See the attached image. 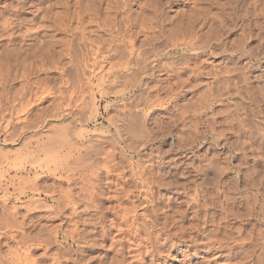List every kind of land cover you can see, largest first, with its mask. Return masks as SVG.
<instances>
[{
    "label": "rangeland",
    "instance_id": "obj_1",
    "mask_svg": "<svg viewBox=\"0 0 264 264\" xmlns=\"http://www.w3.org/2000/svg\"><path fill=\"white\" fill-rule=\"evenodd\" d=\"M164 2L0 0V260L20 257L27 264H99L104 254L105 260L111 259L109 244L116 230L104 239L102 228L92 225L97 217L96 199L101 208H109L118 202L111 196L119 193L125 201L122 204L132 206L135 201L141 210L132 173L137 172L138 162H143L148 164L146 177L164 178L174 184L171 191L181 192L173 195L171 206L187 210L186 224L197 228L190 230L193 235L218 230L221 236L229 235L228 241L242 240L245 245L240 257L244 254L250 258L246 264H255L254 256H259L260 243L264 244V0H257V13L252 12V6L249 10L236 6L235 0ZM5 19L9 24L3 25ZM186 24L192 26L185 28ZM150 36L157 48L166 46L167 50L157 59V75L147 78L150 88L143 86L123 97L122 92L129 90L125 79L114 83L112 75V82L108 76L103 83L98 81L109 63L101 58L92 65L93 49L99 46L103 54H109L114 40L119 52L112 51L104 61H121L131 40L136 38L141 44ZM178 38L182 46L174 45ZM187 39L189 45L184 43ZM153 100L154 106L147 103ZM128 115L129 121L125 119ZM131 125L144 130L135 132ZM59 137L66 142L69 139L77 149L68 156V144L60 148L56 143ZM211 160L221 164L222 173L214 171L211 183L205 185L198 166ZM67 167L73 169L66 171ZM85 179L93 185L87 186ZM113 184H119L117 189ZM87 188L97 192L94 202L86 198L90 193ZM113 189L117 193H112ZM157 189L154 187L156 195L166 193L157 204L164 208L169 192ZM21 190L25 194L17 200ZM184 191L187 197H195L193 205L187 203L191 200ZM7 194L11 200L4 201ZM69 194L77 201L70 204ZM73 206L78 210L76 223L69 219ZM7 208L23 223L16 239L1 223L6 222L3 214ZM27 255L30 260L24 259ZM132 255L129 259L136 264L150 262L148 253L143 260Z\"/></svg>",
    "mask_w": 264,
    "mask_h": 264
},
{
    "label": "bare ground",
    "instance_id": "obj_2",
    "mask_svg": "<svg viewBox=\"0 0 264 264\" xmlns=\"http://www.w3.org/2000/svg\"><path fill=\"white\" fill-rule=\"evenodd\" d=\"M149 1V0H148ZM166 2L164 3H167L169 4V0H165ZM237 3L236 6H240V7H244L246 10H249L250 8L254 7L253 10L256 8V3H257V0H235ZM155 2V1H153ZM196 2V1H194ZM205 2V1H204ZM216 0H211V4L212 3H215ZM125 3V2H124ZM150 3V2H149ZM161 3V2H160ZM260 3V2H259ZM67 4V3H66ZM95 4V3H94ZM93 4V5H94ZM144 4V3H143ZM219 4V3H217ZM221 4V3H220ZM232 4V3H231ZM258 4V3H257ZM25 5V4H24ZM156 5V4H155ZM259 5V4H258ZM12 6V5H11ZM31 6V5H30ZM57 6V5H56ZM252 6V7H251ZM106 7V6H105ZM150 7V6H149ZM260 7V6H259ZM63 8V7H62ZM90 8V7H89ZM195 8V7H194ZM204 8V7H203ZM36 9V8H35ZM161 9V8H160ZM238 9V8H236ZM260 9V8H259ZM57 10V9H56ZM69 10V9H68ZM67 10V11H68ZM93 10V9H92ZM159 10V8H158ZM178 10V9H177ZM234 10V9H233ZM239 10V9H238ZM252 10V12H255L257 13V10L255 9L254 11ZM261 10V9H260ZM235 11V10H234ZM237 11V10H236ZM240 11V10H239ZM158 12V11H157ZM160 12V11H159ZM262 12V11H261ZM40 13V12H39ZM57 13V12H56ZM147 13V12H146ZM201 13V12H200ZM255 13V14H256ZM244 14V13H243ZM242 14V15H243ZM260 14V13H258ZM258 14H256L255 16H257ZM264 14V13H263ZM203 15V14H202ZM207 15V14H206ZM209 15V14H208ZM215 15V14H214ZM254 15V14H253ZM73 16V15H72ZM168 16V15H167ZM245 16V15H244ZM248 16V15H247ZM250 16V15H249ZM59 17V15H58ZM207 17V16H206ZM214 17V16H213ZM243 17V16H242ZM79 18V17H78ZM112 18V17H111ZM143 18V17H142ZM146 18V17H145ZM244 18V17H243ZM250 18V17H249ZM60 19V18H59ZM85 19V18H84ZM109 19V18H108ZM176 19V18H175ZM193 19V18H191ZM190 19V20H191ZM248 19V18H247ZM253 20H255V18H252ZM257 19V18H256ZM6 20V19H5ZM4 20V24H9V22H7V20L5 21ZM19 20V19H18ZM61 20V19H60ZM196 20V19H195ZM208 20V19H207ZM245 20V19H244ZM258 20V19H257ZM256 20V21H257ZM43 21V20H42ZM62 21V20H61ZM164 21V20H163ZM179 21V20H178ZM182 21V20H181ZM216 21V20H215ZM59 22V21H58ZM92 22V21H91ZM254 22V21H253ZM252 22V23H253ZM18 23V22H17ZM185 24V23H184ZM256 24V22H255ZM260 23H258L257 25H259ZM35 25V24H34ZM59 25V24H58ZM110 25V24H109ZM130 25V24H129ZM144 25V24H143ZM153 25V24H152ZM183 25V24H182ZM181 25V26H182ZM188 25V24H186ZM66 26V25H65ZM189 26H192V25H188L187 27L185 26V28H188ZM9 27V26H8ZM56 27V26H55ZM193 27H194V24H193ZM199 27V26H198ZM230 27V26H229ZM105 28V27H104ZM121 28V27H120ZM142 28V27H141ZM140 28V29H141ZM195 28V27H194ZM193 28V30H194ZM55 29V28H54ZM146 29V28H145ZM79 30V29H78ZM131 31L133 29H130ZM129 30V31H130ZM135 30V29H134ZM133 30V31H134ZM139 30V29H138ZM161 30V29H160ZM261 30V29H260ZM24 31V30H23ZM31 31V30H30ZM58 31V30H57ZM128 31V33L130 34V37H131V33ZM132 31V32H133ZM137 30H135L136 32ZM143 31H145L143 29ZM173 31V30H172ZM188 31V30H187ZM133 32V33H135ZM195 32V31H194ZM193 32V33H194ZM132 33V34H133ZM140 33H142V31H140ZM146 33V32H145ZM144 33V34H145ZM192 33V32H191ZM55 34V33H54ZM138 35V33H136ZM260 34V33H259ZM25 35V34H24ZM53 36V35H52ZM67 36V35H65ZM81 36V35H80ZM146 36L147 38L149 36L147 35H144ZM152 36V35H151ZM150 38L149 39H153L152 41H150L149 39H145L142 40V43L141 44H137L135 41L136 38L134 40H131L130 43H129V47L128 46H125L127 48H125L127 50V55L126 54H123L122 57H124L123 59L120 58L121 61H119V59L115 62H112V61H104L108 56L110 57L111 55V52H119V50L115 47L116 46V42L114 40H111V43L108 45L109 46V50H108V53L109 54H103V52L101 51V48L98 46L96 49H93V54L95 55L94 58H93V62L94 64L92 65H95L97 63L100 62L101 58H102V62H108L109 63V67L105 70V68L103 69L104 73L102 74V76H100V78L98 79V81H103L104 78H106V76H112L114 75L115 77H113L114 79H112L114 81V83L120 81V79H122L121 81H124L123 79H125V84L124 85H127L129 86V90L127 91V89L125 91L122 92V96L123 97H126L127 94L131 93V92H134L137 88H140V87H143L145 86L146 88H150V82L148 83L147 82V78H149L150 76L153 77V76H156V70L159 68L157 66V59L158 57H161L163 55H165V53L167 52V50H165V48L163 49V45L161 46L162 49H160L159 47L157 48V46L152 43L154 41V38ZM51 37V36H50ZM61 37V36H60ZM114 37V36H113ZM127 37V36H126ZM136 37V36H133V38ZM138 37V36H137ZM162 37V36H161ZM233 37V36H232ZM64 38V37H63ZM66 38V37H65ZM122 38L124 39L125 36L122 35ZM159 38V37H157ZM67 39V38H66ZM69 39V38H68ZM110 39V38H109ZM115 39H118L117 38V35L115 37ZM132 39V37L130 38ZM45 40V39H44ZM82 40V39H81ZM120 40V39H119ZM128 40V39H127ZM138 40V39H137ZM157 39L155 38V41ZM208 40V39H207ZM206 40V42H207ZM261 40V39H260ZM104 41V40H103ZM107 41V40H106ZM129 41V40H128ZM178 41H179V38H178ZM188 39L186 40V43L187 45H189V42H187ZM197 41V40H196ZM204 41V40H203ZM126 42V41H125ZM175 42V41H174ZM172 42V44L174 43ZM66 43V42H65ZM218 43V42H217ZM68 44V43H67ZM128 44V43H127ZM199 44H203V43H199ZM208 44V43H206ZM205 43L203 45H206ZM211 43H209L210 45ZM236 44V43H235ZM118 45V43H117ZM121 45V44H120ZM176 46H182V42L180 43V41L176 44ZM38 46V45H37ZM42 46V45H40ZM193 46V45H192ZM208 46V45H206ZM63 47V46H62ZM61 47V48H62ZM151 50H148L150 49ZM171 47V46H170ZM173 47V45H172ZM220 47V46H219ZM6 48V47H5ZM36 48V47H35ZM46 48V47H45ZM192 48V47H191ZM195 48V47H194ZM204 48V47H203ZM210 48V47H209ZM44 49V48H43ZM117 49V50H116ZM205 49V48H204ZM214 49V48H213ZM154 50V51H153ZM6 51V50H5ZM153 53H150L152 52ZM195 51V50H194ZM199 51V50H198ZM231 51V50H230ZM45 52V51H44ZM68 52V51H67ZM169 52V51H168ZM197 52V50H196ZM27 53V52H26ZM244 53V52H243ZM167 54V53H166ZM41 55V54H40ZM126 55V56H125ZM21 56V55H20ZM83 56V55H82ZM44 57V55H43ZM46 57V56H45ZM157 57V58H156ZM38 58V57H37ZM87 58V57H86ZM91 59V58H90ZM12 60V59H11ZM43 60V59H42ZM86 61H88V59H86ZM56 62V61H55ZM91 62V61H90ZM173 62V61H172ZM184 62V61H183ZM182 62V63H183ZM53 63V62H52ZM69 63V62H68ZM87 63V62H86ZM107 63V64H108ZM159 63V62H158ZM49 65V64H48ZM67 65V64H66ZM162 65V64H161ZM160 65V66H161ZM56 66V65H55ZM103 66V65H102ZM233 67V66H232ZM242 67V66H241ZM102 68V67H101ZM200 68V67H199ZM167 69V68H166ZM160 70V69H159ZM162 70V68H161ZM160 70V71H161ZM220 70V69H219ZM174 71V70H173ZM159 72V71H158ZM54 73V72H53ZM160 73V72H159ZM220 74V73H219ZM100 75V74H99ZM177 75V74H176ZM242 75V74H241ZM88 76V75H87ZM150 77V78H151ZM159 77V76H158ZM156 78V77H154ZM107 79V78H106ZM62 80V79H61ZM112 80L109 78V81L112 82ZM150 80V79H149ZM158 80V79H157ZM246 80V79H245ZM58 81V80H57ZM152 81H154L152 79ZM159 81V80H158ZM59 82V81H58ZM128 82V83H126ZM156 82V80H155ZM155 82L154 83V87H155ZM103 83V82H102ZM152 83V84H153ZM159 83V82H158ZM174 83V82H173ZM118 84V83H117ZM157 84V83H156ZM172 84V83H170ZM169 84V85H170ZM193 84V83H192ZM202 84V83H201ZM40 85V84H39ZM83 85V84H82ZM99 85V84H98ZM101 85V84H100ZM123 85V86H124ZM158 85V84H157ZM57 86V85H56ZM122 86V85H120ZM122 86V87H123ZM159 86H161V84H159ZM176 86V85H174ZM55 87V86H54ZM116 87V86H115ZM188 87V86H187ZM114 88V86H113ZM127 88V87H125ZM152 88V87H151ZM157 87L154 88V90H156ZM160 88V87H159ZM158 88V89H159ZM211 88V87H210ZM76 89V88H75ZM117 89V88H116ZM123 89V88H122ZM105 91V89H103ZM148 90V89H147ZM145 90V91H147ZM153 90V89H151ZM207 90V89H206ZM41 91V90H40ZM68 91V90H67ZM66 91V92H67ZM93 91V90H92ZM116 92V90H114ZM118 91V90H117ZM150 91V90H149ZM252 91V90H251ZM52 92V91H51ZM100 92V91H99ZM121 92L120 90L116 93H119ZM202 92V91H201ZM233 92V91H232ZM63 93V92H62ZM107 93V92H106ZM111 93V91H110ZM148 93V92H147ZM150 93V92H149ZM253 93V92H252ZM86 94V93H85ZM198 94V93H197ZM211 94V93H210ZM94 95V94H93ZM151 95V93H150ZM167 95V94H166ZM207 95V94H205ZM137 97V96H136ZM75 98V97H74ZM217 98V97H216ZM130 99V98H128ZM95 100V99H94ZM131 101V100H130ZM159 101V100H158ZM117 102V101H116ZM115 102V103H116ZM121 102V101H120ZM125 102V101H124ZM147 103L149 105H155L154 104V100L152 101V103H149L147 101ZM176 103V102H175ZM72 104V103H71ZM135 104V103H134ZM26 105H27V102H26ZM125 105V104H124ZM137 105V104H136ZM139 105V104H138ZM141 105V104H140ZM139 105V106H140ZM73 106V105H72ZM75 106V105H74ZM81 106V105H80ZM99 106V105H98ZM68 107V106H66ZM71 107V106H70ZM129 107V105L127 106ZM150 107V106H149ZM40 108V107H39ZM97 108V107H96ZM125 108V107H124ZM22 109V108H21ZM54 109V108H53ZM130 109V108H129ZM66 110V109H65ZM69 110V109H68ZM88 110V109H87ZM95 110V109H94ZM98 110V108H97ZM124 110V109H123ZM121 110V111H123ZM40 111V110H39ZM45 111V110H43ZM42 111V112H43ZM200 111V110H199ZM21 112V111H20ZM133 112V111H131ZM59 113V112H58ZM95 113V112H94ZM97 113V112H96ZM96 113L94 114V116H96ZM122 113V112H121ZM127 113V112H126ZM11 114V113H10ZM55 114V113H54ZM117 114V113H116ZM119 114V113H118ZM118 114L116 115V117L118 116ZM125 113H123L124 115ZM131 114V113H130ZM133 114V113H132ZM136 114V113H135ZM148 114V113H147ZM229 114V113H228ZM39 115V114H38ZM80 115V114H79ZM138 116H139V113H138ZM98 117V116H97ZM109 117V116H108ZM111 117V116H110ZM129 117L126 116L125 119H127ZM135 116H133L132 118H134ZM95 118V117H94ZM122 118H124V116H122ZM26 119V118H25ZM86 119V118H85ZM93 119V118H92ZM96 119V118H95ZM125 119H123L125 121ZM131 119V118H130ZM230 119V118H229ZM9 120V119H8ZM16 120V119H15ZM119 120V119H118ZM122 120V119H121ZM132 120V119H131ZM130 120V121H131ZM113 121V120H112ZM111 121V122H112ZM120 121V120H119ZM127 121H129L127 119ZM243 121V120H242ZM121 122V121H120ZM135 122V121H134ZM143 122V121H142ZM5 123V122H4ZM40 123V122H39ZM116 123V122H115ZM129 123V122H128ZM170 123V122H169ZM120 124V123H119ZM131 124V123H130ZM129 124V125H130ZM139 124V123H138ZM124 126L123 123L121 122L120 126ZM133 125V124H132ZM131 125V126H132ZM135 125V124H134ZM146 125V124H145ZM152 125V124H151ZM29 126V125H28ZM128 126V125H127ZM69 127V126H67ZM76 127V126H75ZM134 129L138 128L135 126H132ZM31 128V127H30ZM123 128V127H122ZM126 128V127H125ZM131 128V129H133ZM117 129H120V127H118ZM33 130V129H32ZM124 129H122L123 131ZM139 129H136L135 132H137ZM144 130V129H142ZM142 130L140 129V131H138L139 133L142 132ZM146 130V129H145ZM92 131V130H91ZM120 131V132H122ZM214 131V130H213ZM258 131V130H257ZM86 132V131H85ZM94 132V131H92ZM42 133V132H41ZM78 133V132H77ZM127 133V132H126ZM210 133V132H209ZM43 134V133H42ZM254 134V133H253ZM54 135V134H52ZM79 135V134H78ZM81 135V134H80ZM79 135V136H80ZM131 135V134H130ZM143 135V134H142ZM145 135V134H144ZM62 136V135H61ZM60 136V137H61ZM95 136V135H94ZM133 136V135H132ZM39 137V136H38ZM57 137V136H56ZM60 137L58 138V141H56L57 145L60 146V148H62L63 146L67 145L68 146V156L71 155V152L74 150V149H77L75 148L74 146V143L71 144V142H73L72 138L70 137V141L69 142L67 140L66 142V139L64 140H60ZM63 138H65V136H62ZM68 137V136H66ZM99 137V136H98ZM104 137V136H103ZM128 137V136H127ZM141 137V136H140ZM81 138V137H80ZM92 138V136H91ZM51 139V138H50ZM57 139V138H56ZM62 139V138H61ZM82 139V138H81ZM97 139V138H96ZM47 140V139H46ZM60 140V141H59ZM95 140V138H94ZM92 140V141H94ZM98 140V139H97ZM100 140V139H99ZM105 140V139H103ZM140 140V139H139ZM51 141V140H50ZM126 141V140H125ZM55 142V140H54ZM76 142V140H75ZM86 142V141H85ZM127 142V141H126ZM255 142V141H254ZM45 143V142H44ZM51 143V142H50ZM56 143H53V144H56ZM84 143V142H83ZM95 143V142H94ZM104 143V142H103ZM96 144V143H95ZM101 144V143H100ZM107 144V143H106ZM129 144V143H128ZM127 144V145H128ZM131 144V143H130ZM137 144V143H136ZM147 144V143H146ZM236 144V143H235ZM263 144V143H262ZM26 145V144H25ZM99 145V144H98ZM145 145V144H144ZM45 146V145H44ZM54 146V145H53ZM141 146V145H140ZM260 146V145H259ZM47 147V146H46ZM99 147V146H98ZM254 147V146H253ZM44 148V147H43ZM82 148V147H81ZM140 148V147H139ZM42 149V148H41ZM137 149V148H136ZM134 151V150H133ZM45 152V151H44ZM126 152V151H125ZM66 153V154H67ZM44 154V153H43ZM49 154V153H48ZM53 154V153H52ZM55 154V153H54ZM159 154V153H158ZM77 155V154H76ZM81 155V154H80ZM78 155V159H79V156ZM84 155H85V152H84ZM87 155V154H86ZM90 155V153H89ZM88 155V157H89ZM60 156V155H59ZM67 156V157H68ZM64 158V156H63ZM69 158V157H68ZM76 158V159H77ZM109 159V158H108ZM112 159V157H111ZM39 160V159H37ZM67 160V158L65 159ZM129 160V159H128ZM145 161V160H144ZM168 161V160H167ZM76 162V161H75ZM93 162V161H92ZM107 162V161H106ZM113 162V161H112ZM146 162V161H145ZM152 161L150 160L149 163H151ZM143 162H138V165H137V172H134V170H131L133 171L134 173L133 174V178L132 180L135 178L137 180V183H136V186L134 189L139 188V195L136 194L137 196V200L140 202V206H141V210H137L138 208V205L135 204V201H131L132 203V206H127L125 203L122 204L123 202L125 201H121V195L119 196V193L118 195L116 193V195H113L111 197L114 198V200H118V202L116 203L115 206L112 205V207L109 206V208H104L102 209L101 208V205H98L101 203V201L97 200L96 197H97V192H94L93 190H88L90 191L88 197L86 196V198L88 199V201H92L94 202L95 199H96V205H95V209L97 211V217H96V220L95 222L92 224L94 226L95 225H98V227H100V229L102 228V232L100 231V235L102 238L106 239L108 235H110L111 233H113V231L116 230V233H114L112 236H111V241H110V244H109V249L113 252V256H111V259H106L105 260V254H104V258L102 259L101 258V261L99 264H134L135 262L134 261H131L129 259V254H133L132 256L133 257H138V258H142L144 257V255H146L147 253L150 255V262L149 264H246L250 258H248V256L244 255L242 257H240V254H242V249L244 247V241H228V239L230 238H227V236L229 235H224L220 234V232H218V230H212V231H207L204 233V235H193V233H191L192 230H196L195 229V226L193 225H187L186 224V220L188 218V214H187V210H179L178 209H173V207L171 206L172 205V200L175 199L173 197L174 194H181V192H177L179 190H174V191H171V189H173L174 184L167 181L166 179L164 178H159L160 175H159V179H153L154 181H152L151 179H149L148 177L145 176L144 174V170L146 168V165L148 164H142ZM148 163V162H147ZM153 163V162H152ZM71 164V163H70ZM80 164V163H79ZM92 164V163H91ZM115 164V163H113ZM137 164V163H136ZM189 164V163H188ZM206 164V163H205ZM69 165V163H68ZM108 165V164H107ZM110 165V164H109ZM108 165V166H109ZM120 165V164H119ZM127 165V164H126ZM150 166L152 164H149ZM154 165V164H153ZM244 165V164H243ZM66 166V165H65ZM83 166V165H82ZM88 166V165H87ZM112 166V165H111ZM122 166V165H121ZM180 166V165H179ZM197 166V165H196ZM149 167V166H148ZM155 167V166H154ZM188 167V166H187ZM221 164H219L218 161L216 160H211L208 164L206 165H199L198 166V169L200 170L201 172V177L203 178V183L205 185L211 183V179H212V174L217 171H219L220 173H222L221 171ZM64 168V167H63ZM118 169V166L116 167ZM116 168L114 167L113 169L116 170ZM168 168V167H167ZM225 168V167H224ZM58 169V168H57ZM73 168L72 167H67L66 171H70L72 170ZM102 169V168H101ZM112 169V170H113ZM123 169V168H122ZM121 169V170H122ZM128 169V168H127ZM152 169V168H151ZM172 169V168H171ZM185 169V168H184ZM187 169V168H186ZM228 169V168H227ZM257 169V168H256ZM76 170V169H75ZM111 170V171H112ZM149 170V168H148ZM170 170V169H168ZM225 170V169H223ZM81 171V170H80ZM110 170H108L109 172ZM110 171V173H111ZM120 171V170H119ZM130 171V170H129ZM151 171V170H150ZM149 171V172H150ZM154 171V170H153ZM158 171V170H157ZM72 172V171H71ZM107 172V174H109ZM155 172V171H154ZM152 172V173H154ZM159 172V171H158ZM169 172V171H168ZM259 172V171H258ZM160 173V172H159ZM125 174V173H123ZM157 174V172H156ZM104 175V174H103ZM121 175V174H119ZM154 174H152L151 176H154ZM217 175V174H216ZM126 176V175H125ZM128 176V175H127ZM130 176V175H129ZM150 176V175H149ZM158 176V174H157ZM184 176V175H183ZM219 175H217L218 177ZM221 176V175H220ZM122 177V176H120ZM216 177V176H215ZM70 178V177H69ZM84 178V177H83ZM88 178V177H87ZM156 178V177H155ZM124 179V178H123ZM219 179V178H218ZM121 180V179H120ZM119 180V181H120ZM85 182H87V180L85 179L84 180ZM109 181V180H108ZM123 181V180H122ZM121 181V182H122ZM131 181V180H130ZM210 181V182H209ZM113 182V181H111ZM119 183V184H122V183ZM127 182V181H126ZM124 182V183H126ZM247 182V181H246ZM109 183V182H108ZM116 183V182H115ZM123 183V184H124ZM202 183V184H203ZM90 186L93 185V182L91 184V181L88 180L87 182V186ZM110 184V183H109ZM108 184V186H109ZM112 184V183H111ZM117 184V183H116ZM119 184L116 186V189L117 187L119 186ZM122 184V185H123ZM176 184V183H175ZM95 185V184H94ZM125 185V184H124ZM135 185V184H134ZM133 185V186H134ZM178 185V184H177ZM21 186V185H20ZM77 186V185H76ZM99 186V185H98ZM127 186V185H125ZM243 186V185H242ZM15 187V186H14ZM121 187V185H120ZM154 187H157L158 191L160 190H167L169 192L168 195H166V199H167V206H163L164 208H159L157 206V204L165 197V194H162L160 192V194L156 195L155 193V190H154ZM207 187V186H206ZM19 188V187H18ZM111 187L109 186V189ZM123 188H126V187H122ZM177 188V187H176ZM236 188V187H235ZM90 189H93V186L90 188ZM120 189V188H119ZM133 189V190H134ZM178 189V188H177ZM184 189V188H183ZM20 190V188H19ZM74 190V189H73ZM88 190H86V192L88 193ZM103 190V189H102ZM125 190V189H123ZM122 190V191H123ZM127 190H128V187H127ZM126 192H131L130 191H127ZM207 190V189H206ZM23 192V190H21ZM101 191V190H100ZM104 191V190H103ZM114 189L112 190V193L115 192ZM121 191V190H119ZM124 192V193H126ZM186 192V191H184ZM210 192V191H209ZM9 193V192H8ZM55 193V192H54ZM98 193H100L98 191ZM103 195H104V192H102ZM122 193V192H120ZM123 193V195H124ZM133 193V192H131ZM135 193V192H134ZM25 192L19 194V195H16V199L17 200H21L22 197L24 196ZM129 194V193H128ZM127 194V195H128ZM70 195V194H69ZM87 195V194H86ZM102 195V194H101ZM112 195V194H111ZM126 195V194H125ZM130 195V194H129ZM132 195V194H131ZM35 196V195H34ZM185 196L187 197V192L185 193ZM62 197V196H61ZM75 196H72L70 195V197L68 198L69 199V203L72 204L74 203L75 201V198H73ZM110 197V196H109ZM126 197V196H125ZM177 197V196H176ZM85 198V197H83ZM128 198V197H127ZM131 197H129L130 199ZM189 200L191 201H187V203L190 205H193L192 203L195 202V197L192 198L191 195L188 194V197ZM10 199L11 200V197L8 196H5L4 197V201ZM35 199V198H34ZM62 199V198H61ZM67 199V200H68ZM99 199V198H98ZM112 199V198H111ZM165 199V198H164ZM28 200V199H27ZM113 200V199H112ZM120 200V201H119ZM124 200V198H123ZM128 200V199H127ZM136 200V201H137ZM32 201V200H30ZM36 201V200H35ZM137 201V202H138ZM197 201V200H196ZM33 202V201H32ZM82 202V201H81ZM86 202V201H85ZM136 202V203H137ZM109 203V202H108ZM191 203V204H190ZM26 204V202L24 203ZM22 204V205H24ZM49 204V203H48ZM68 204V203H67ZM79 204V203H78ZM17 205V204H16ZM59 205H61V203H59ZM74 205V204H73ZM76 205V204H75ZM74 205V206H75ZM105 205V204H104ZM127 206L128 208H125L123 206ZM37 206V205H35ZM74 206L72 207V210H70L69 212V219L71 221H74L75 222V217H76V214H77V208H74ZM107 206V205H106ZM122 206V207H121ZM139 206V207H140ZM180 206V205H179ZM29 207V206H28ZM40 207V206H39ZM46 207V205H45ZM66 207V205H65ZM108 207V206H107ZM118 207V209H117ZM121 207V208H120ZM194 207V206H193ZM60 208V206H59ZM90 206H88V209L86 210H89ZM120 208V209H119ZM175 208V207H174ZM262 208V207H261ZM62 208H60L61 210ZM69 209V208H68ZM106 209V210H105ZM161 209V210H160ZM204 209V208H203ZM10 210V209H9ZM8 208H7V212L5 214H3V216L5 217V220L6 222L3 220L4 218H2V221L1 223H5L3 224L4 227L6 226L8 229L7 230V234H11L10 237L12 239H16L17 238V235H18V232H19V229L23 227V223L22 222H17L18 220L16 218H14V216L16 214H14L15 212H12L10 213V210L9 211ZM16 210V209H15ZM39 210V209H38ZM63 210V209H62ZM105 210V211H104ZM59 211V209H58ZM83 211V210H82ZM112 211V212H111ZM28 212V211H27ZM60 213V212H59ZM94 213V212H93ZM1 214V213H0ZM57 214V213H56ZM61 214V213H60ZM2 215V214H1ZM0 215V216H1ZM92 215V214H91ZM24 217V216H23ZM22 217V218H23ZM54 217V216H53ZM66 217V216H65ZM264 218V215L262 216ZM67 218V217H66ZM219 218V217H218ZM261 218V216H260ZM23 219H26V218H23ZM89 219V218H88ZM17 220V221H16ZM80 220V219H79ZM9 221V222H8ZM84 221V220H83ZM86 221V220H85ZM77 222V221H76ZM75 222V223H76ZM73 224V223H72ZM1 225V224H0ZM75 225V224H74ZM72 226V225H71ZM226 226V225H225ZM53 227V226H52ZM55 227V226H54ZM61 227V226H60ZM77 227V226H76ZM198 227V226H197ZM1 228V227H0ZM24 228V227H23ZM22 228V229H23ZM66 229V228H65ZM73 229V228H72ZM75 229V228H74ZM73 229V231H74ZM97 229V228H96ZM192 229V230H191ZM95 230V229H94ZM191 230V231H190ZM224 230V229H223ZM92 231V229H91ZM9 232V233H8ZM69 232V231H68ZM72 232V230H71ZM75 232V231H74ZM95 232V231H94ZM111 232V233H110ZM193 232V231H192ZM66 233V232H65ZM70 233V232H69ZM73 233V232H72ZM85 233V232H84ZM22 236V235H21ZM90 235H88L89 237ZM233 236V235H231ZM257 236V235H256ZM74 237V235H73ZM82 237V236H81ZM100 237V236H99ZM110 238V236H108ZM261 237V236H260ZM26 238V236H25ZM80 238V237H79ZM91 238V237H90ZM239 238V237H238ZM21 239V238H19ZM18 239V240H19ZM30 239H32V237L30 236ZM34 239V238H33ZM42 239V238H41ZM26 240V239H25ZM86 240V239H84ZM0 241H2L0 239ZM7 241V240H6ZM22 241V240H21ZM39 242V241H38ZM77 242V241H75ZM100 242V241H99ZM106 242V241H105ZM1 243V242H0ZM79 243V242H78ZM252 243V242H251ZM11 244V243H10ZM19 244V243H18ZM1 245V244H0ZM260 245L262 246L261 247V252L259 254V256L255 257V264H260L261 262L263 263L264 262V244L262 245L260 243ZM50 246V245H49ZM102 246V245H101ZM258 247V246H257ZM256 247V248H257ZM10 253H13V252H10ZM19 254V253H18ZM17 254V255H18ZM65 254V253H64ZM108 254V253H107ZM16 255V253H15ZM20 255V254H19ZM102 255V254H101ZM258 255V254H257ZM30 256V255H29ZM29 256H25L24 259L25 260H30ZM53 256V255H52ZM251 256V255H250ZM262 256V258H261ZM18 257V256H17ZM93 257V256H92ZM131 257V256H130ZM12 258V257H11ZM28 258V259H27ZM53 258V257H52ZM107 258V257H106ZM109 258V257H108ZM137 258V259H138ZM252 259H254L253 257H251ZM91 259V258H90ZM100 259V257H99ZM251 259V260H252ZM10 260V259H9ZM22 258L18 257L16 259H12L11 261L9 262H4L2 260H0V264H27V263H23L22 262ZM38 260V259H37ZM133 260V259H132ZM143 260V258H142ZM97 261V260H96ZM137 261V260H135ZM31 262H36V261H30ZM144 263V262H143ZM33 264V263H31ZM136 264V263H135Z\"/></svg>",
    "mask_w": 264,
    "mask_h": 264
}]
</instances>
